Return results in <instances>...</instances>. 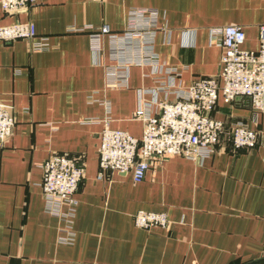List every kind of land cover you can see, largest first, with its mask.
Wrapping results in <instances>:
<instances>
[{"label":"crops","instance_id":"obj_1","mask_svg":"<svg viewBox=\"0 0 264 264\" xmlns=\"http://www.w3.org/2000/svg\"><path fill=\"white\" fill-rule=\"evenodd\" d=\"M26 22L33 40H0V102L17 118L0 144V264H264V114L245 98L220 95L212 116L228 133L202 163L169 156L139 183L132 173L99 178L103 130L140 139L133 115L143 95L173 101L162 87L218 75L214 28L242 26V48L257 51L264 0H39L15 15L0 3V26ZM241 123L258 132L254 148H233ZM53 153L86 169L71 229L44 198L42 165ZM141 210L172 224L138 227Z\"/></svg>","mask_w":264,"mask_h":264},{"label":"built area","instance_id":"obj_2","mask_svg":"<svg viewBox=\"0 0 264 264\" xmlns=\"http://www.w3.org/2000/svg\"><path fill=\"white\" fill-rule=\"evenodd\" d=\"M38 1L0 0V3L5 13L15 15L28 12ZM36 36L33 22L0 26V40L7 42L33 40ZM211 37L223 50L220 73L197 78L185 88L163 85V91L176 95L173 101H150L143 95L140 108L133 115L134 120L144 123L140 139L107 126L101 133L99 178L105 172L116 171L132 173L134 181L139 183L155 162L169 156H183L197 163L211 157L226 129L224 122L212 116L220 95L228 103L245 98L255 115L264 114V24L260 27L257 51L242 48L246 34L239 25L214 28ZM35 45L37 50L46 47L44 43ZM165 72L171 77L177 70L166 68ZM146 93L154 92L147 90ZM16 123L14 106L0 102V144L13 136ZM229 137L234 149L254 148L259 138L256 130L243 123L235 125ZM42 167V188L48 211L66 220L71 229L70 216L75 214L78 205L75 195L85 177V166L78 158L53 153ZM63 205L68 206L67 212L62 211ZM134 219L138 227L145 229L169 228L172 224L167 214L145 210L138 211ZM67 240L73 241L72 237Z\"/></svg>","mask_w":264,"mask_h":264},{"label":"trees","instance_id":"obj_3","mask_svg":"<svg viewBox=\"0 0 264 264\" xmlns=\"http://www.w3.org/2000/svg\"><path fill=\"white\" fill-rule=\"evenodd\" d=\"M227 133H228V131L225 134H227Z\"/></svg>","mask_w":264,"mask_h":264}]
</instances>
